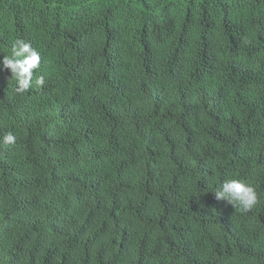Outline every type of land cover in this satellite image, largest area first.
<instances>
[{"label": "trees", "instance_id": "1", "mask_svg": "<svg viewBox=\"0 0 264 264\" xmlns=\"http://www.w3.org/2000/svg\"><path fill=\"white\" fill-rule=\"evenodd\" d=\"M17 37L46 75L0 71V264H264V0H0Z\"/></svg>", "mask_w": 264, "mask_h": 264}, {"label": "clouds", "instance_id": "2", "mask_svg": "<svg viewBox=\"0 0 264 264\" xmlns=\"http://www.w3.org/2000/svg\"><path fill=\"white\" fill-rule=\"evenodd\" d=\"M41 67V53L32 46V43L22 37L12 41L11 54L3 55L0 59V71L8 70L14 80L12 91L18 95L28 92L34 84L37 89L45 84V75L34 73ZM17 137L12 131L2 134L3 146H14ZM218 201H224L232 207H239L241 212L250 211L258 202L259 197L254 187L243 179L231 178L225 180L214 191Z\"/></svg>", "mask_w": 264, "mask_h": 264}]
</instances>
